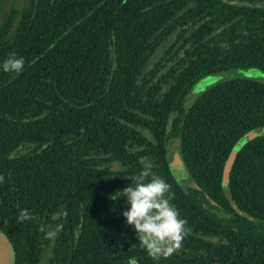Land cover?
<instances>
[{
	"label": "trees",
	"instance_id": "16d2710c",
	"mask_svg": "<svg viewBox=\"0 0 264 264\" xmlns=\"http://www.w3.org/2000/svg\"><path fill=\"white\" fill-rule=\"evenodd\" d=\"M259 2H9L0 231L15 264H264V132L239 147L223 178L234 143L264 126V81L222 79L185 104L205 75L264 72ZM10 53L24 58L21 73L2 70ZM174 146L190 187L169 168ZM145 167L171 185L187 221L182 247L155 259L121 215L126 198H109ZM21 208L31 218L17 222Z\"/></svg>",
	"mask_w": 264,
	"mask_h": 264
},
{
	"label": "clouds",
	"instance_id": "9594fccd",
	"mask_svg": "<svg viewBox=\"0 0 264 264\" xmlns=\"http://www.w3.org/2000/svg\"><path fill=\"white\" fill-rule=\"evenodd\" d=\"M25 60L10 53L2 63L4 72L21 73ZM131 184L110 194V199L126 198L129 205L121 215L126 224L132 226L136 232L140 246L152 258L160 255L170 256L182 247L186 235L187 221L180 218L179 212L171 203L174 194L171 185L158 175H154L148 167L143 168L137 175L128 177ZM181 175H177L180 180ZM4 176L0 175V183ZM31 218L27 209H19L17 222ZM44 231V226H41ZM126 264H139L135 257H130Z\"/></svg>",
	"mask_w": 264,
	"mask_h": 264
},
{
	"label": "rangeland",
	"instance_id": "374dc122",
	"mask_svg": "<svg viewBox=\"0 0 264 264\" xmlns=\"http://www.w3.org/2000/svg\"><path fill=\"white\" fill-rule=\"evenodd\" d=\"M10 1H13L17 7H20L24 3V0H4L2 7H1V10H0V13L4 9L7 8ZM262 3H264V2H259V4H262ZM162 46L158 50H160L162 48ZM230 78H250V79L264 81V72L257 69V68L246 67V68H235V69L227 70L225 72L212 73V74L205 75L204 77L198 79L190 87L189 91L187 92V94L185 96V104H189L194 99V97L196 95H198L201 91H203L205 88H207L211 84H213L219 80H222V79H230ZM167 160H168L169 164H172L174 166L179 165V164L181 165L180 155L178 153L176 146L173 147V151L171 152V154L168 155ZM224 169L226 170V167H224ZM181 176H182V178L180 180H178L177 175H176V179H177L178 183L182 187H184V186L190 187L191 184H190L189 176L187 174L181 175ZM42 261L39 264H41Z\"/></svg>",
	"mask_w": 264,
	"mask_h": 264
},
{
	"label": "water",
	"instance_id": "95a60500",
	"mask_svg": "<svg viewBox=\"0 0 264 264\" xmlns=\"http://www.w3.org/2000/svg\"><path fill=\"white\" fill-rule=\"evenodd\" d=\"M264 132V126L261 127H255L253 129H250L246 133H244L232 146L224 167H226V170L223 168V178L226 177L227 171L229 168V165L231 164V161L233 157L235 156L236 152L238 151L239 147L247 140L252 138L253 136ZM169 168L174 172L175 175H185L186 171L183 168L182 165H172L169 164ZM0 264H15V256L13 248L8 241L7 237L0 231Z\"/></svg>",
	"mask_w": 264,
	"mask_h": 264
}]
</instances>
